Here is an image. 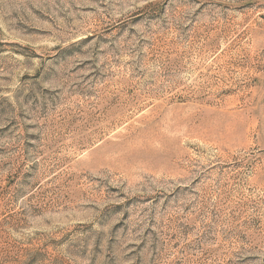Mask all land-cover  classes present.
Listing matches in <instances>:
<instances>
[{
  "label": "rangeland",
  "instance_id": "374dc122",
  "mask_svg": "<svg viewBox=\"0 0 264 264\" xmlns=\"http://www.w3.org/2000/svg\"><path fill=\"white\" fill-rule=\"evenodd\" d=\"M0 264H264V0H0Z\"/></svg>",
  "mask_w": 264,
  "mask_h": 264
}]
</instances>
